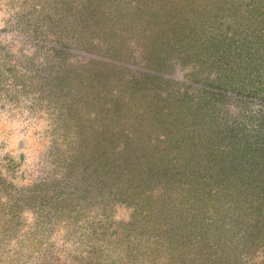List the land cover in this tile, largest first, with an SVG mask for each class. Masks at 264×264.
<instances>
[{
	"label": "rangeland",
	"instance_id": "rangeland-1",
	"mask_svg": "<svg viewBox=\"0 0 264 264\" xmlns=\"http://www.w3.org/2000/svg\"><path fill=\"white\" fill-rule=\"evenodd\" d=\"M263 46L264 0H0V264H264Z\"/></svg>",
	"mask_w": 264,
	"mask_h": 264
},
{
	"label": "trees",
	"instance_id": "trees-1",
	"mask_svg": "<svg viewBox=\"0 0 264 264\" xmlns=\"http://www.w3.org/2000/svg\"><path fill=\"white\" fill-rule=\"evenodd\" d=\"M247 42H249V41H247ZM240 48H242L243 51H244L245 49H246V51H249V48H250V47L247 48L246 45L244 46V44H241V47H240ZM258 48H259V47H258ZM260 48H261V45H260ZM260 48H259V50H260ZM262 48H264V46H263ZM256 49H257V47H256ZM263 50H264V49H263ZM254 56H257V57H259L261 60H264V52H262V50L255 52V53H254ZM254 56L250 55L251 58H253Z\"/></svg>",
	"mask_w": 264,
	"mask_h": 264
}]
</instances>
